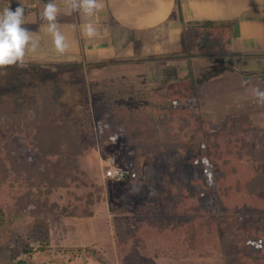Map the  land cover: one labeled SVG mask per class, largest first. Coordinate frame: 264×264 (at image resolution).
<instances>
[{
  "label": "trees",
  "instance_id": "obj_1",
  "mask_svg": "<svg viewBox=\"0 0 264 264\" xmlns=\"http://www.w3.org/2000/svg\"><path fill=\"white\" fill-rule=\"evenodd\" d=\"M231 25H190L182 47L190 58L222 60L231 47ZM74 75L85 77L89 93L99 92L96 102L82 101ZM107 84L82 65L31 62L0 69V250L13 248L10 237L22 223L28 233L44 235L57 219L94 217L100 188L86 192L91 184L83 180L79 157L98 146L96 118L108 139L102 143H112L113 130L126 136L149 130L156 137L157 122L180 141L139 157L125 178L115 213L144 217L132 236L115 237L118 260L136 252L173 264H264V127L227 113L202 119L204 136L196 141L201 114L191 73L149 89L111 92ZM18 102L34 107L31 121ZM164 197L172 199L175 215L190 218L162 223L145 216ZM48 244L44 238L38 250L29 243L15 248L27 255L48 250ZM11 264L27 263L15 258Z\"/></svg>",
  "mask_w": 264,
  "mask_h": 264
},
{
  "label": "crops",
  "instance_id": "obj_2",
  "mask_svg": "<svg viewBox=\"0 0 264 264\" xmlns=\"http://www.w3.org/2000/svg\"><path fill=\"white\" fill-rule=\"evenodd\" d=\"M46 2L0 0V12L9 6L12 10L19 4L24 7L29 22L25 26L39 41L36 52L27 53L26 64L82 65L92 79L138 88L170 78L156 79L158 69L170 75L184 68L187 76H195L197 89L200 82L204 84L207 98L213 97L212 88L220 80L216 78L264 75V0H103L104 7L87 18L56 0L61 9L57 24L68 45L63 53L56 51L46 22L39 19ZM203 22H232L231 47L222 60L190 58L189 50L182 47L185 28ZM87 23L96 29L92 37L84 32ZM2 256L5 261L0 264H11L17 258L11 249L0 250Z\"/></svg>",
  "mask_w": 264,
  "mask_h": 264
},
{
  "label": "rangeland",
  "instance_id": "obj_3",
  "mask_svg": "<svg viewBox=\"0 0 264 264\" xmlns=\"http://www.w3.org/2000/svg\"><path fill=\"white\" fill-rule=\"evenodd\" d=\"M153 65V63H150ZM161 70L156 71L155 78L170 77L178 79L187 76L184 68L177 70L176 74L163 75ZM185 71V72H184ZM184 72V74H183ZM52 74L47 77H52ZM74 81L81 83L82 101H90L92 104L97 101L99 92L89 93L87 85L84 84V78L74 75ZM216 88H212L210 94L212 98H207L203 89L204 84L200 82L197 89L196 102L200 116L198 117V132L196 141L203 139V126L201 120L206 118H219L227 113L235 116H248L252 119L258 128L264 127V104L257 102L252 89L255 87L264 90V75H237L221 76ZM241 81V82H238ZM249 85L250 90L246 87ZM158 84L153 81L142 89L154 88ZM121 86L107 84L106 91L121 92L131 86ZM236 90H242L241 94ZM105 91V90H104ZM17 108L21 111L24 120L31 121L33 108L24 107L22 102L17 103ZM18 118V117H17ZM95 120L97 128L98 146L90 153L79 157L81 170L86 174L83 177L87 183L91 184L88 191H94L95 187L100 188L101 200L95 206V215L92 218L64 217L57 219L50 224L47 234L41 231H31L28 233L24 229L25 223L17 226L10 237L13 242L15 255L18 259L24 260L27 264H173L168 258L145 259L136 252L131 253L126 260H118L115 253L114 239L119 236H132L137 224L144 216L129 217L126 215H116L115 210L120 202L118 200L122 191L124 179L110 178L107 171L111 167L122 168L126 170L127 177L130 176L139 157L146 156L168 148L178 147L180 141L177 135H174L167 124L157 122L156 137H151V131L147 130L144 134L138 130L130 131V136L123 132L113 130L111 142L102 143V139L108 140L103 131V123ZM115 137V139H113ZM148 212L145 216L154 218L162 223L174 219L177 221H186L189 216H178L173 212V203L170 197H164L157 203L148 206ZM47 238L48 250L37 251L33 254L22 255L20 250L15 248L23 243H29L35 249L42 248V240ZM47 246V245H46ZM6 250V249H5ZM5 261V260H4ZM3 256L0 263H4Z\"/></svg>",
  "mask_w": 264,
  "mask_h": 264
},
{
  "label": "clouds",
  "instance_id": "obj_4",
  "mask_svg": "<svg viewBox=\"0 0 264 264\" xmlns=\"http://www.w3.org/2000/svg\"><path fill=\"white\" fill-rule=\"evenodd\" d=\"M61 3L71 11L81 12L86 18L92 17L104 7L103 0H61ZM60 11L56 0H47L39 19L46 22L47 31L52 36L56 51L63 53L68 45L66 37L57 24V15ZM27 23L29 22L25 20V10L21 4L15 10L9 6L0 12V69L12 66L26 67L27 53H34L39 47V41L33 38V32L25 26ZM84 32L87 36L92 37L96 34V29L91 23H87L84 26ZM252 93L258 103L264 104V90L255 87L252 89Z\"/></svg>",
  "mask_w": 264,
  "mask_h": 264
},
{
  "label": "built area",
  "instance_id": "obj_5",
  "mask_svg": "<svg viewBox=\"0 0 264 264\" xmlns=\"http://www.w3.org/2000/svg\"><path fill=\"white\" fill-rule=\"evenodd\" d=\"M127 171L122 168L111 167L110 170L107 171V176L110 178L124 179L127 177Z\"/></svg>",
  "mask_w": 264,
  "mask_h": 264
}]
</instances>
